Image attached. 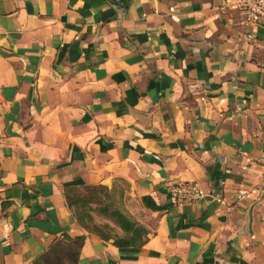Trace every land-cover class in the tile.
Listing matches in <instances>:
<instances>
[{
	"label": "crops",
	"instance_id": "crops-1",
	"mask_svg": "<svg viewBox=\"0 0 264 264\" xmlns=\"http://www.w3.org/2000/svg\"><path fill=\"white\" fill-rule=\"evenodd\" d=\"M236 3L0 0V264L65 235L77 264H264V27ZM98 186L143 245L75 222L68 193Z\"/></svg>",
	"mask_w": 264,
	"mask_h": 264
},
{
	"label": "rangeland",
	"instance_id": "rangeland-1",
	"mask_svg": "<svg viewBox=\"0 0 264 264\" xmlns=\"http://www.w3.org/2000/svg\"><path fill=\"white\" fill-rule=\"evenodd\" d=\"M125 196L126 193L123 189H118L115 192L98 186L71 191L68 201L71 205L73 218L80 228L93 234H96L95 230H99L118 242V240L125 239L124 241H126L132 237V234H127L121 238L118 234V226L111 216L115 210L124 212ZM78 217H82L84 221L78 222ZM144 239L145 236L142 234L141 242ZM49 264H58L56 258L51 257Z\"/></svg>",
	"mask_w": 264,
	"mask_h": 264
},
{
	"label": "trees",
	"instance_id": "trees-1",
	"mask_svg": "<svg viewBox=\"0 0 264 264\" xmlns=\"http://www.w3.org/2000/svg\"><path fill=\"white\" fill-rule=\"evenodd\" d=\"M99 187H102L105 190H109L108 188L104 186H99ZM85 188H93V187H85ZM74 190H77V189H72L70 190V192ZM68 205L71 209V205L69 204V201H68ZM111 216L114 218L117 226H120L124 231L132 234V237L129 239H126V241H124L125 239H122L123 241L118 240V242L114 240V243L117 246L118 245L120 246H141L146 242V234H147L146 230L141 226H137L130 219V217L126 215L124 212L120 210H115L113 211ZM83 221L84 219L82 217H78V222L81 223ZM95 233L96 234L94 235H97L102 240L109 241L112 239L111 237L100 232L99 230H95ZM142 234L145 236V239L141 242ZM85 241H86L85 235H82L76 238H72L68 235H65L62 239L56 242L47 253L42 255L38 259L36 264H49L51 257L56 258L58 264H77L79 257H80L81 248L85 244Z\"/></svg>",
	"mask_w": 264,
	"mask_h": 264
},
{
	"label": "built area",
	"instance_id": "built-area-1",
	"mask_svg": "<svg viewBox=\"0 0 264 264\" xmlns=\"http://www.w3.org/2000/svg\"><path fill=\"white\" fill-rule=\"evenodd\" d=\"M248 23L264 27V0H236ZM174 202L179 205L192 203L203 196L199 187L192 183L179 185L172 190Z\"/></svg>",
	"mask_w": 264,
	"mask_h": 264
}]
</instances>
